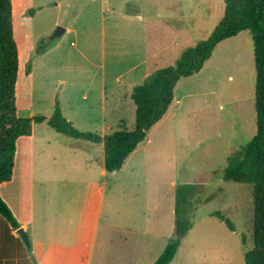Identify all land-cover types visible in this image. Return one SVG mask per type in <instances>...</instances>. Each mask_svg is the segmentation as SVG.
Listing matches in <instances>:
<instances>
[{
  "label": "rangeland",
  "instance_id": "rangeland-1",
  "mask_svg": "<svg viewBox=\"0 0 264 264\" xmlns=\"http://www.w3.org/2000/svg\"><path fill=\"white\" fill-rule=\"evenodd\" d=\"M114 7H119L122 14L142 17L141 22L134 23L142 27L145 22L148 26L147 32L139 30L142 43H120L111 38L116 24L109 10ZM224 13V0H14L16 39L21 52L18 113L24 118H51L60 104L82 132L104 136L124 126L133 130L136 105L131 95L123 102L115 101V93L133 92L131 74L146 71L151 77L158 70L175 65L186 49L210 37ZM58 27L70 31L52 40ZM155 36L162 38L158 47L162 58L152 61L148 57L149 63L144 66L147 55L142 44L151 45ZM55 45L59 47L44 56L36 51ZM147 50L150 56L151 46ZM156 64L160 65L158 70ZM31 69L33 76L27 77ZM103 76L107 77L104 111L98 102L103 97ZM117 77H122L121 86L114 83ZM148 78H137L135 85ZM63 80L68 84L61 85ZM255 91L254 42L250 31L219 44L201 72L178 83L170 112L159 127L151 130L150 150L156 155L135 165L140 168L148 163V171L154 172V200L156 205L162 203L155 211V233L160 237L153 238V248L148 253L129 247L122 259H115L119 264H155L165 251L176 225L177 188L173 181L198 185L201 191L193 203L194 227L171 264H246V251L253 247V189L251 185L226 182L222 172L228 158L257 135ZM115 117L127 122L110 132L108 126ZM33 133L37 139L48 137L55 141L43 155L31 154L28 139L18 143L15 183L0 188L1 196L13 202L17 211L22 202L28 204L32 199L30 190L21 194L18 190L20 185L24 187L22 174L29 167L28 156H59L55 149L56 142L60 144L61 140L95 149L99 158L104 154L102 146L100 149V145L64 137L46 124L35 125ZM116 174L107 173L108 199L115 188L130 185L126 178L129 172ZM217 212L236 231L211 216ZM160 218L164 219L163 224L158 223ZM242 238L246 239L245 245ZM30 244L31 250L0 213V261L31 264L28 255L32 264H37L31 240Z\"/></svg>",
  "mask_w": 264,
  "mask_h": 264
},
{
  "label": "crops",
  "instance_id": "crops-1",
  "mask_svg": "<svg viewBox=\"0 0 264 264\" xmlns=\"http://www.w3.org/2000/svg\"><path fill=\"white\" fill-rule=\"evenodd\" d=\"M117 8L119 7L109 10L116 24L113 29L115 35L111 38L120 43L133 40L142 43L141 41L144 39H142V36V38L140 37L141 32L139 30L145 32L148 26L145 22L142 27L134 24L142 21L140 19L141 16L122 14L120 8ZM68 31L70 29H66L64 34ZM129 32L130 34L126 35ZM145 37L148 42V37ZM105 39L106 37L103 38L102 43ZM160 42H162V38L157 36H155V40L151 42V45L143 42L145 57L147 55L144 66L149 63L148 57L152 61L162 58L159 52L160 48L158 49ZM150 46L152 53L148 56L147 48H150ZM58 47L59 45H55L45 55L53 52ZM153 49L158 50L155 52ZM129 56L132 57V54ZM115 63L119 64V62ZM137 66H134L133 72L137 69ZM156 66H158L156 67L158 70L160 65L156 64ZM28 71H30L29 75ZM28 71L27 77L33 76V69ZM131 75L129 77L131 82L130 90L131 88L134 90L137 86L135 85L137 78H141L142 76V79H146L149 77V73L146 71L138 72L132 77ZM101 80L102 90L100 94L103 97L98 102L102 104V110L104 111L107 100L105 92L107 77L103 76ZM95 82L96 79H93L91 82L93 86ZM121 82L122 77H117L114 80V83L120 86L122 85ZM60 84L64 86L68 82L63 80ZM18 89L19 81L17 87V106ZM132 94L133 92L128 95L116 92L115 101L119 99H121L120 102H123L125 99L128 100L130 95L132 98ZM175 101L176 95L174 96L172 105ZM59 106L66 118L64 109L60 104ZM113 109L115 110L116 108L114 107ZM114 116L116 115L114 114ZM166 116L155 127H159ZM66 119L74 125V121L70 117ZM114 119L113 124H109L107 129L110 132L121 128L120 126H123L127 122L122 117L119 119L115 117ZM43 124L48 126L47 123ZM49 129L51 128L49 127ZM150 135L151 131L144 142L130 155L124 167L119 172H115L117 176L129 172L130 174L126 178L129 179L128 183L130 185L125 186L123 184L122 187L115 188L110 199L105 195L107 173H110L104 167L105 152L101 156V159V157H98L95 149L83 146L84 144L70 142V140H61L60 144L56 142V146L58 145V147L55 149L59 153V156H28L29 167L22 174L24 187L20 185L18 190L20 194L26 190H30L32 199L28 204L22 202L17 211L13 202L7 201L8 199L5 196L1 197L4 198L3 200L12 210L16 220L20 224V229H24L32 241L37 264H119L120 262L115 259L117 257L122 259L123 255L130 251L129 247L132 250L135 249V251H139L142 248L146 253H148L149 249L153 248V238L160 237L156 236L155 233V211L162 203L157 205L155 203V176L153 171H148V163H146V166H143L144 168H135V165L140 164L147 156L156 155L153 153L154 151L150 150V145H153ZM22 139L30 141L31 154L40 153L42 155L46 154L47 148H51L52 142L55 141L48 137L37 139L33 133L30 137H22L18 140L17 153L19 150L18 143ZM96 145H100L99 148L103 147L104 149L102 144ZM136 157L137 159H135ZM133 159H135V162ZM149 177H151L150 181ZM15 179L14 168L12 181L2 185L15 183ZM172 184L173 187L179 185L174 181ZM2 185H0V188ZM129 194L131 195L130 199H128ZM157 221L159 224H163L164 219L160 218ZM8 225L13 230L9 223ZM13 231H16L17 235V230ZM27 260L32 264L28 255ZM0 264H3V262L0 261ZM11 264L16 263L11 262Z\"/></svg>",
  "mask_w": 264,
  "mask_h": 264
},
{
  "label": "trees",
  "instance_id": "trees-1",
  "mask_svg": "<svg viewBox=\"0 0 264 264\" xmlns=\"http://www.w3.org/2000/svg\"><path fill=\"white\" fill-rule=\"evenodd\" d=\"M224 4V17L207 40L186 49L175 65L158 70L143 84L134 88L132 99L136 105L135 128L129 130L124 126L103 137L78 130L64 117L59 106L51 118H24L19 115L17 87L20 48L16 39L14 0H0V185L13 179L18 140L32 136L34 126L43 123L64 136L102 144L105 169L110 173L119 172L130 155L170 110L178 83L201 72L214 56L219 44L244 31H250L256 67L257 135L228 158V165L222 175L226 182L252 186L253 247L246 251L245 263L264 264V0H224ZM53 47H39L36 51L39 55H44ZM176 188L175 230L155 264H171L183 240L194 227L191 220L193 203L196 202L201 187L179 184ZM0 213L13 230L20 229V224L1 194ZM211 216L219 218L232 231H236L222 213L217 212ZM242 242L245 245L246 239L242 238Z\"/></svg>",
  "mask_w": 264,
  "mask_h": 264
},
{
  "label": "water",
  "instance_id": "water-1",
  "mask_svg": "<svg viewBox=\"0 0 264 264\" xmlns=\"http://www.w3.org/2000/svg\"><path fill=\"white\" fill-rule=\"evenodd\" d=\"M66 32L65 28L58 27L54 36L52 37V40H55L57 38H60L63 36V34ZM17 235L25 242V244L28 246V248L31 250V244H30V239L28 237V234L24 229H18L17 230Z\"/></svg>",
  "mask_w": 264,
  "mask_h": 264
}]
</instances>
